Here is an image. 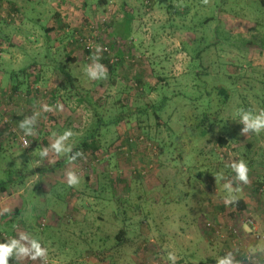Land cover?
<instances>
[{
	"label": "rangeland",
	"instance_id": "rangeland-1",
	"mask_svg": "<svg viewBox=\"0 0 264 264\" xmlns=\"http://www.w3.org/2000/svg\"><path fill=\"white\" fill-rule=\"evenodd\" d=\"M2 2L20 12L17 21H0V58L8 60L0 61V181L8 168L49 169L64 161L76 140L96 126V112L77 99L66 109H54L59 101L51 106L49 93L62 82L63 97L75 84L89 92L106 121L97 161L89 156L0 193V244L16 240L30 250L10 256L8 264H173L170 254L174 264H200L220 260L222 253L231 254L232 264H243L245 253L263 264L264 241L253 233L264 234L254 205L264 196V131L245 132L239 113L264 111V0H228L223 10L216 0H110L105 7L99 0H65L62 6L59 0ZM125 2L134 12L127 40L111 37ZM10 6L5 14H16ZM90 42L92 58L85 54ZM111 44L125 57L114 74L101 62ZM34 66L43 67V75L32 89L21 70ZM87 69L106 77L91 79ZM138 76L146 90L138 89ZM17 81L20 93L13 91ZM221 88L230 92L224 107L215 95ZM161 104V123L151 112L143 129L138 114L114 123L124 105L133 111ZM34 115L27 135L20 123ZM69 118L71 135L57 153L52 145L67 132ZM142 131L151 141L145 133L139 140ZM18 134L28 137L31 148L21 147ZM221 137L229 144L218 150ZM125 138L134 141L132 150ZM241 160L247 183L231 167ZM70 172L80 178L74 186L67 182ZM98 181L109 190L96 194ZM238 200L248 202V212L234 207ZM17 205L21 214L4 218ZM121 229L128 240L117 245ZM33 240L47 249L44 257L32 258Z\"/></svg>",
	"mask_w": 264,
	"mask_h": 264
},
{
	"label": "trees",
	"instance_id": "trees-1",
	"mask_svg": "<svg viewBox=\"0 0 264 264\" xmlns=\"http://www.w3.org/2000/svg\"><path fill=\"white\" fill-rule=\"evenodd\" d=\"M65 0H61L58 5L62 6ZM198 1V0H197ZM199 1H203V0H199ZM227 1L228 0H216V4L218 5V7L220 8V10H223V7L227 6ZM110 0H99L98 5L101 7H105L107 5H109ZM8 8L10 5L12 4H8ZM85 6H87V2L84 3ZM0 8H2V10H7L8 8L6 7V4H4L2 2V0H0ZM4 8V9H3ZM10 8L13 9L14 12H20L19 8L17 5L14 4V7ZM123 10H124V18L122 19V21L120 22H116L115 20L112 22V26L114 28V31L112 32L111 37L114 38H120L123 40H127L131 35H132V24L134 22V12L131 8H129V5L127 2L124 3L123 5ZM59 21H58V25L63 26L64 23L61 21V14H59L58 16ZM216 16L213 17H209L207 18L206 22H210L212 20H215ZM3 22H7L10 23L6 20H4ZM54 29H51L49 31H52ZM220 32V31H219ZM229 33V32H227ZM228 39V37H227ZM217 45L219 44V41H217V43H214L213 45ZM82 47V46H81ZM95 50H91L90 48L85 49V54L88 57H94L95 54ZM115 49L113 48L112 44L109 45V48H106V50L103 52V59H102V66L105 65L108 68V71L110 74H114L117 71V68L119 66H124L125 63V57L124 54L121 53L119 51V53L114 51ZM21 74L22 77L24 76L25 79H32V85L31 88L34 89L35 85H39L42 81V75H43V67H28L25 68L23 70H21ZM16 74V73H15ZM18 75V74H17ZM21 76L18 75L16 76V79L18 80ZM136 85L138 87V89H140L141 91L146 90V85L143 82V79L138 76L137 77V81H136ZM64 82H62V84L58 85V88L53 89L49 95H50V100H51V106H55L56 101H59V105H56V107H54V109L56 108H60V109H66L68 102L70 100L73 99H77L79 105H84L87 104L92 110H94L96 112V117H98V120L96 122V126H94V128H92L87 134L83 135L82 137L78 138L75 142V145L72 147L71 151L69 152L67 159H65L64 161H58L56 162V164L54 166H52L49 169H44V168H39L37 170H28L27 167H23V168H8L7 170H5V177L2 181H0V193H7V192H11L12 193L16 190V189H23L27 183V180H29L30 178H32L33 176L37 175V174H41L42 176L46 175L48 172H57L58 170L65 168L67 166L68 163H73V164H77V163H81L82 161L90 158L89 156H91L94 161L98 160V152L101 149L100 148V142H99V137H100V133L101 130L103 129V126L106 124V121L103 119V116H101L99 113H97V105L94 103V101L91 99L92 97L90 96L89 92L83 94L79 88H76L75 84L73 85L74 89H70L69 90V94L66 95L67 97H63V94H61V87H63ZM22 82L20 83L19 81H17L14 85H13V91L15 93H20L22 90ZM30 87V86H29ZM77 91L79 92L76 96H74L73 92ZM217 90V89H216ZM81 92V93H80ZM217 94L215 93V95H219V99H221V102L219 103V107H224L229 98H230V92L224 88H221L220 90L216 91ZM79 95V96H78ZM163 104L159 105V106H145V107H133V111L132 108H129L128 111V107L127 105H124V109L123 112H121V114H119V116L117 117V120H115V124L121 122L124 118L129 117V116H133L138 114L139 115V119H138V126L140 129L145 128V124L147 122V120H144V116H150V112L155 116V118L157 120H159V122L161 123V116L160 113L162 112L163 109ZM52 114V113H51ZM72 120L69 118V120L66 122V126L67 129L66 131L68 132V128L71 127L72 124ZM147 126V125H146ZM63 129L61 130L59 128L58 132H60V135L62 134ZM145 132L142 131V133L137 134L139 136L141 135H145ZM147 135V134H146ZM15 135L12 136V138H14ZM141 137H139L140 140ZM147 140L151 141V137H149V135H147ZM138 140V141H139ZM137 141V142H138ZM229 144V141L223 137L219 138L218 140V145H219V149H222L223 147H226ZM124 145L129 146L130 149L132 150L135 146L134 141L128 139H124ZM129 147H128V151H129ZM106 180L109 184V188L112 191L113 185H112V180L108 181L110 176L108 174H106ZM112 186V187H111ZM105 184H103L101 181L97 182V186L94 189V192L97 193H102L103 191L105 192V190H109L108 188H106ZM262 188V184H259V188L255 191L259 192V189ZM127 189V187H126ZM128 193H132L130 191V188H128ZM103 192V193H104ZM11 194V193H10ZM114 196V195H112ZM115 197V196H114ZM234 207H237L240 210L241 214H244L245 212H247L248 209V204L246 203L245 200H238L237 202H235ZM22 212V206L17 205L15 207V209L13 210V212L11 214H7L4 218H7L9 216H11L12 218H14V216H17L19 214H21ZM117 219V218H116ZM127 234L128 232L125 229H121L120 232L117 234V236L115 237V240H117V245L124 243V241H127ZM104 241V240H102ZM5 244H9L8 240H4L3 241ZM223 256H227L225 253H222ZM243 258V264H247L246 261V255L242 254ZM218 259H214L211 258L207 261H201L200 264H218Z\"/></svg>",
	"mask_w": 264,
	"mask_h": 264
},
{
	"label": "clouds",
	"instance_id": "clouds-1",
	"mask_svg": "<svg viewBox=\"0 0 264 264\" xmlns=\"http://www.w3.org/2000/svg\"><path fill=\"white\" fill-rule=\"evenodd\" d=\"M100 51V48H97V52ZM96 68H102L101 65L97 64ZM87 75L91 79H101L105 78L106 74H101L100 77L97 76V72L92 69H87ZM50 110V109H45ZM240 119L242 122L246 125L244 131L247 132L249 129L253 130L255 133H260L261 131H264V111H261L259 114H253L251 112L243 111L241 110L239 113ZM36 117L35 115L29 119L25 118L21 123L20 127L25 130V133L27 135L32 134V123H34ZM71 135V132H65V134L61 137H59L56 142L52 145V148L57 152H63L65 151L63 141ZM41 157H44L47 155V149H45L43 152L40 153ZM233 171L236 174V178L239 181H242L244 183H247L248 181V167L247 164L241 160L239 162H234L231 165ZM79 177L75 173H68L67 175V182L70 186H74L79 183ZM226 188L231 191V185H226ZM22 239H26V237H22ZM30 250L28 248H25L23 246L17 247V241L12 240L9 244H0V264H8L9 257L12 255H16L17 257L27 256L29 255ZM47 249L43 248L41 244L38 241L33 240L32 241V247H31V254L32 258L36 259L37 257H44L46 255ZM169 259L175 261L174 255H169ZM218 264H232V257L231 254L228 256L221 258L218 261Z\"/></svg>",
	"mask_w": 264,
	"mask_h": 264
},
{
	"label": "built area",
	"instance_id": "built-area-1",
	"mask_svg": "<svg viewBox=\"0 0 264 264\" xmlns=\"http://www.w3.org/2000/svg\"><path fill=\"white\" fill-rule=\"evenodd\" d=\"M51 1L52 0H50V2ZM59 1H61V0H59ZM147 3H149V0H147ZM16 14H12V13L11 14H5L4 10H2V8H0V20H2V21L6 20V21H8L10 23L13 22V20L17 21L16 19H17L18 14L17 15ZM85 41H91V39H86ZM88 48H90L91 50H94L95 49L94 48V44L92 42H90L89 45H88ZM142 138L143 137H141L140 141H143ZM16 139L19 141V143H20L22 148H24V149L31 148V143H30V141H29L27 136L22 135V134H18ZM149 146H150V149L154 153H157V149L155 147H153L151 144H149ZM208 226H211V224H209ZM214 227L215 226H213L212 229H214ZM214 230H216V228ZM235 234L237 236H239V234L236 231H235ZM253 236H254V239L256 241H264V234H261V233H258V232H254ZM245 255H246L247 264H258V262L253 258L252 254H249V253L246 254L245 253Z\"/></svg>",
	"mask_w": 264,
	"mask_h": 264
},
{
	"label": "crops",
	"instance_id": "crops-1",
	"mask_svg": "<svg viewBox=\"0 0 264 264\" xmlns=\"http://www.w3.org/2000/svg\"><path fill=\"white\" fill-rule=\"evenodd\" d=\"M1 21V20H0ZM55 22V20H54ZM2 60V63L4 62H7V56L6 55H3V57L0 58V61ZM11 74H15V71L13 70L12 72H10ZM248 204V202H247ZM254 205H255V212H256V215L259 219V225L261 227V229L264 231V196H262L261 198H255V201H254ZM248 208H249V204H248ZM251 208V207H250ZM209 209V208H208ZM222 210H224V208L222 207ZM249 210V209H248ZM247 210V212H248ZM215 210L213 208H211V210H209V213L210 212H214ZM220 214V212H218ZM252 213V211H251ZM218 214V215H219ZM264 264V263H263Z\"/></svg>",
	"mask_w": 264,
	"mask_h": 264
}]
</instances>
